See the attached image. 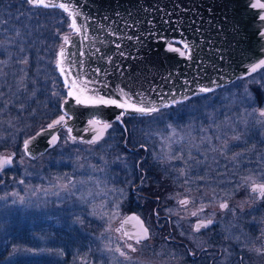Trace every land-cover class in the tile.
<instances>
[{
	"label": "rangeland",
	"instance_id": "1",
	"mask_svg": "<svg viewBox=\"0 0 264 264\" xmlns=\"http://www.w3.org/2000/svg\"><path fill=\"white\" fill-rule=\"evenodd\" d=\"M69 22L67 14L58 8H34L24 0H0V61L4 59L6 62L0 63V86H13L12 83L18 86L21 77H28V68L34 65L37 70L44 71L40 76L47 87L60 86L59 91H66L55 61L60 46L65 45L63 36L73 33L68 28ZM24 59L28 60L27 64L20 62ZM15 64L17 69L2 72V65L8 69ZM7 71L12 83L5 79ZM262 84L264 70L150 116H126L125 142L130 149L139 151L136 159L141 158L145 150L144 159L149 168L157 172L161 164L208 163L213 148L222 146L226 138L228 146H240L242 138L233 141L231 137L254 131L248 129L249 124L264 121L258 111L264 106L255 103L260 99L256 93ZM12 103L15 104V99ZM3 107L0 109V140L14 134L27 139L31 135L29 129L32 122L30 118L22 122L23 117L27 118L23 105L19 106L17 114L11 115V121L3 116L6 104ZM260 131L264 133L263 128ZM122 133L113 124L96 144L79 141L65 144L66 132L62 130L61 141L55 149L36 160L23 152V143L20 152L12 149L0 152V155L17 154L11 171L0 173V197H6L0 200V217H19L21 222L30 219L29 228L35 230L28 235L32 247L28 244L24 247L12 245L13 248H20V253L11 259L13 264H66L63 259L66 247L53 245L54 238L61 234L64 241L67 239L65 234L74 230L83 236V251L78 255L76 264H182L178 259L179 253L173 247L157 242L159 233L156 227H159L160 220L155 216L157 207L154 208L153 203L149 211H137L151 232V239L139 245L126 241L114 231L119 227L120 219L110 221L104 216L105 212L112 215L114 203L120 205L121 218L128 215L132 207L135 164L121 153ZM213 139L217 141L213 142ZM152 177L157 188L151 193L159 195L158 176L148 175L146 185ZM178 208V204L174 203L173 216ZM84 224L89 230H84ZM14 240L11 234L0 237L4 245ZM126 243H132L137 251L128 249ZM117 247L127 252L131 259L121 257L115 251Z\"/></svg>",
	"mask_w": 264,
	"mask_h": 264
},
{
	"label": "water",
	"instance_id": "2",
	"mask_svg": "<svg viewBox=\"0 0 264 264\" xmlns=\"http://www.w3.org/2000/svg\"><path fill=\"white\" fill-rule=\"evenodd\" d=\"M71 2L83 13L77 20L79 24L87 25L88 39L84 40L82 35L74 33L69 35L72 43L64 45L69 54L66 67L69 63L72 64L73 76L100 81L95 86L105 96H118L119 89H124L134 99L137 94H141L148 104H155L163 110L165 105L171 107L184 103L249 76L248 66L264 58V39L258 35V30H264V22L258 20L257 10L246 6L249 0ZM169 40L188 41L193 49L192 58H182L169 52ZM117 44L120 45L119 48L116 47ZM96 49L100 51L97 52ZM121 52L124 53L123 56L120 55ZM96 69H100L99 73ZM61 77L64 83V77ZM185 80L188 81L187 84L184 83ZM213 81L216 83L213 84ZM201 86L213 87L214 91L199 93ZM67 99L69 103H62L61 109L75 117L69 121V126L77 141L80 138L90 140L95 135L90 130L86 131L87 121L92 118V114L100 113L103 120L113 123L114 117L123 111L114 106L84 107L77 105L70 97ZM125 116L142 115L130 113ZM62 130L58 128L52 131H59L61 135ZM36 133L27 139L36 136ZM50 137L51 131L32 141L29 146L32 153L29 157L32 160L48 153L61 141L54 146L50 145ZM12 154L13 163L4 171L14 167L17 154ZM4 155L10 153L0 156ZM131 216H138L147 226L138 213L132 212L125 217ZM135 223L126 224L124 228L130 233L134 232L137 230ZM146 241L148 240L142 242Z\"/></svg>",
	"mask_w": 264,
	"mask_h": 264
},
{
	"label": "flooded vegetation",
	"instance_id": "3",
	"mask_svg": "<svg viewBox=\"0 0 264 264\" xmlns=\"http://www.w3.org/2000/svg\"><path fill=\"white\" fill-rule=\"evenodd\" d=\"M1 69L4 73L7 70L6 65H2ZM263 70L240 79L250 78ZM4 75L6 79L7 72ZM3 87L0 86L1 97ZM10 88H14L16 93L22 91V86ZM256 95L260 97V102L256 100L255 103L264 106V84L260 86V90L257 89ZM125 117L122 118L123 124L113 122L112 125L115 124L126 132ZM249 128L254 131L242 135L240 146H228L226 150L217 146L216 150H212L208 163L161 164L157 172L149 168L146 158L144 159L145 150L141 158L137 159L133 170L135 184L131 195L132 210L129 213H137L139 209L143 212L149 211L151 202L158 201L160 212L154 211L160 220L159 227H156L159 233L157 242L173 247L179 253L178 259L182 264H264V255L255 252L257 248L264 249V199H258L246 188L236 187L242 183L241 177L252 176L257 183L264 182V133L260 131V128L264 129V123L257 120L256 125L250 123ZM216 141L213 139V142ZM130 151L133 158H137L139 151L134 148ZM234 153H242L236 158V162L232 159ZM152 171L155 172L153 175L159 178L160 188L159 196L153 197L145 192L144 186L146 177L151 176ZM173 196L176 199L170 198ZM185 197L194 199L195 203H190L187 208L180 206L177 200ZM225 200L229 209L221 210L219 204ZM174 203L179 207L175 213H180L179 216L174 214L175 217L167 211L173 209ZM200 203H206L208 206L199 216H191V211L197 210ZM209 218L213 220L211 225L199 232L193 231L192 225L198 220L206 221Z\"/></svg>",
	"mask_w": 264,
	"mask_h": 264
},
{
	"label": "snow or ice",
	"instance_id": "4",
	"mask_svg": "<svg viewBox=\"0 0 264 264\" xmlns=\"http://www.w3.org/2000/svg\"><path fill=\"white\" fill-rule=\"evenodd\" d=\"M24 2L34 8H41V7L58 8L62 10L64 13L67 14V17L69 18L70 22L68 24V28H70L75 35L77 36L82 35L84 40L88 39L87 25H81L78 23L77 20V18L79 16H82L83 13L79 10V8L76 5L72 4L71 0H67V2H60V3H56L54 2V0H24ZM246 6L249 7L250 9L257 10L256 15L258 20L264 22V0H249ZM113 35H115V33H113ZM258 35L262 39H264V30H258ZM128 39H132V37H128ZM63 41L64 44H68V45L72 43L69 35H64ZM177 44L180 46L179 47L175 46ZM116 47L119 48L120 45L117 44ZM167 50L171 53L178 54L182 58H186V59L192 58V50H193L192 45L186 40L167 41ZM96 51L99 52L100 50L96 49ZM262 51H264V49H262ZM81 54L83 55V53ZM120 55L123 56L124 53L121 52ZM68 57L69 54L66 53L64 46L61 45L55 63L60 74L64 77V84L68 89V91L65 93V98H63L64 105H67L69 103V99L67 98L70 97L77 105L84 107L114 106L115 108L123 110L114 117V122H120V123H122V117H124L125 115H129L130 113H138L144 116L160 111V109L157 106H155V104H148V102L144 99V97L141 94H137V98L134 99L133 96L130 93L125 92L124 89H119L118 96H105L101 94L100 90L95 86L99 84L100 81L91 80L88 79L87 77H81L79 75L73 76L71 74L72 64L69 63L66 67V61L68 60ZM108 59L110 62L111 58L109 57ZM221 59H223V57H221ZM20 62L23 64H27L28 60L24 59ZM0 63H6V62L0 61ZM261 69H264V58L259 59L257 62L249 65L247 74L251 75L252 73H256L258 70ZM99 71L100 69H96L97 73H99ZM184 83L187 84L188 81L185 80ZM215 83L216 82L213 81V84ZM198 91L199 93H208L214 91V88L201 86L199 87ZM53 95H56V93H53ZM173 103H177V101H173ZM168 106L170 105H165V107ZM258 111H259V116L264 117V108H261ZM74 118L75 117L70 115L68 111L66 110L63 111V113L59 115L58 118L52 120L50 123L46 125V127L41 128V130L36 133V136L30 137L29 139H25L23 141V152L26 155L31 156L32 153L29 150V146L32 143V141L35 140L37 136L44 135L46 133H49L50 131H51V137L48 142L50 145L53 146L56 145L61 139L60 133L59 131H52V130L58 128L63 129L66 132V137L63 141L65 144H67L68 142L76 143L77 137L72 135L73 129L71 126H69V121L73 120ZM87 124H88V128L86 129V131L90 130L93 133H95V135L90 140H83V138H80L79 142L88 143V144L98 143L103 138L105 132H107L108 129L112 127V123L103 120L101 118L100 113L92 114V118H90L87 121ZM173 135H175V130H173ZM241 138H242L241 135H234L231 137V140L240 141ZM217 139H219V137H217ZM228 143H229L228 138H226L222 145V147L225 150L228 147ZM241 155L242 153H234L232 159L235 160L238 156ZM13 156L14 154L0 156V173H2L6 167L12 165ZM21 163H23L22 160ZM181 171L183 173V170ZM241 181L242 183L236 186L237 189L246 188L250 194L255 195L258 199H264V182L257 183L252 176L241 177ZM0 183H2V181H0ZM20 183H23V181H20ZM62 187L66 189L67 185H63ZM188 191L190 192L191 190L188 189ZM12 195H17V194L12 193ZM170 198L176 199L175 196ZM4 199H6V197H0V200H4ZM21 203H23V198H21ZM177 203L180 206L187 208V206L190 203H195V200L194 199L190 200L189 198L185 197L182 199H178ZM113 207L115 211L112 213V215L109 216L108 213L105 212L104 216H107L110 221L115 219L121 220V227L114 229V231L122 233V238H126V241H134L135 245H139L141 244L142 241L151 239L149 228L145 226L143 220H141L138 216L121 218L119 216L120 205L118 203H114ZM205 207L206 206L201 203L200 207L195 211H191L190 215L193 217L199 216V214L205 210ZM219 208L221 210H228L229 209L228 202L226 200L224 202H221L219 204ZM167 211L170 214H172V209H168ZM232 211H234V209ZM174 214L178 216L180 215L179 212H176ZM156 215L158 216L159 214L157 213ZM181 219H184V217H181ZM132 222H136L134 227L137 230L130 233L124 228V225L130 224ZM212 223L213 220L211 218L207 219L206 221L198 220L197 223L192 225V228L193 231L199 232L202 228H207ZM126 247L128 249H131V251L133 252L137 251V248L132 243H126ZM109 251H112V249H109ZM115 251L118 252L121 257H124L125 260L131 259V257L128 256L127 252L121 250L120 247H117ZM255 252L258 255H264V249L257 248L255 249ZM192 254L195 255V253Z\"/></svg>",
	"mask_w": 264,
	"mask_h": 264
},
{
	"label": "trees",
	"instance_id": "5",
	"mask_svg": "<svg viewBox=\"0 0 264 264\" xmlns=\"http://www.w3.org/2000/svg\"><path fill=\"white\" fill-rule=\"evenodd\" d=\"M10 66V65H9ZM16 67L12 65L7 70H12ZM9 70V71H10ZM36 70V71H35ZM9 71H7V80H9ZM28 77L24 76L21 77V80L18 83V86H22L21 93L18 91L16 93V90L13 88L11 89V86H4L2 88L3 97L0 96V107L4 108L3 105L6 104V111L4 112V117L7 119L11 118V115H14L15 112H19V106L23 105L24 112L27 113V118L23 117V121H28L30 118V122H32V127H30L29 131L30 134L33 135L34 129H37V131L43 127H46L48 123H50L52 120L56 119L59 115L62 114V98H65L66 91L63 90L59 91L60 86H48L45 85V81H43V77L40 76L41 74H44V71L42 72L40 69H36L34 65H31V67L28 68ZM9 83L10 80L8 81ZM13 86H16L12 83ZM6 87V88H5ZM5 90V91H4ZM53 93H56V95H53ZM14 94V95H12ZM12 95V96H9ZM14 97V98H13ZM15 99V104L12 103V101ZM11 121V119H10ZM23 127V126H22ZM33 130V131H32ZM122 139L120 140V150L121 153L127 155L129 157V161L134 162L133 164H136L137 159L131 154L130 148L127 146L125 140V134L124 130L121 129ZM12 134L11 132H9ZM35 133V132H34ZM14 134V133H13ZM30 135V136H31ZM24 141V137L20 135L16 136L14 135H8L4 140H0V152L10 150L12 149L14 152H20L22 148V143ZM52 151V150H51ZM131 158V159H130ZM141 167L142 163H141ZM7 170L5 171L8 173ZM155 171V170H153ZM152 171V175L155 173ZM155 178H150L148 180V185H146L145 192L153 196H159L156 194L151 193V191H154L155 188H157L154 185ZM153 207H157L158 211V201L154 203L153 201ZM132 210V209H131ZM160 212V211H158ZM30 220V219H29ZM29 220H26L24 222H21L19 217H12V218H5L0 217V237H3L7 234H11L14 236L15 240L8 245H4L0 241V264H13L12 260L14 257H16L20 253V248L16 249L13 248L12 245L15 244L18 247L19 246H27L32 247L29 245V234L35 232V230L29 228ZM86 224L83 225L84 230L87 229ZM89 230V229H87ZM91 230V229H90ZM66 240H62L61 234H58L57 237L54 238L53 245H58L60 247H66L64 251H67L63 255V259L66 262V264H76L75 262L78 259V255L81 254L83 251V236H81L80 232L77 230L73 231L70 234H65ZM63 253V252H62Z\"/></svg>",
	"mask_w": 264,
	"mask_h": 264
},
{
	"label": "bare ground",
	"instance_id": "6",
	"mask_svg": "<svg viewBox=\"0 0 264 264\" xmlns=\"http://www.w3.org/2000/svg\"><path fill=\"white\" fill-rule=\"evenodd\" d=\"M178 104H180V103H178ZM177 105V104H176ZM55 149V148H54ZM53 150V149H52ZM49 152H51V151H49Z\"/></svg>",
	"mask_w": 264,
	"mask_h": 264
}]
</instances>
